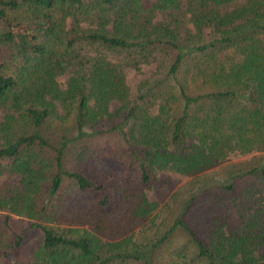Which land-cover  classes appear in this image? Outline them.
Returning a JSON list of instances; mask_svg holds the SVG:
<instances>
[{
    "label": "trees",
    "instance_id": "1",
    "mask_svg": "<svg viewBox=\"0 0 264 264\" xmlns=\"http://www.w3.org/2000/svg\"><path fill=\"white\" fill-rule=\"evenodd\" d=\"M142 65L156 72L131 98L124 71ZM0 110V264H264V219L218 216L237 179L264 189L263 159L230 165L224 181L191 188L179 207L171 200L158 225L159 204L139 190L157 172L191 177L230 155L264 153V0H0ZM110 133L137 188L132 177L105 187L65 167L71 143ZM65 179L101 195L96 212L67 214L90 229L58 234L39 222L56 221L61 208L45 212L44 199ZM201 192L214 200L207 219L197 213ZM11 215L38 220L29 251ZM146 221L148 231L128 235ZM177 236L184 244L161 251Z\"/></svg>",
    "mask_w": 264,
    "mask_h": 264
},
{
    "label": "rangeland",
    "instance_id": "2",
    "mask_svg": "<svg viewBox=\"0 0 264 264\" xmlns=\"http://www.w3.org/2000/svg\"><path fill=\"white\" fill-rule=\"evenodd\" d=\"M181 11L183 12L182 9ZM154 20L156 23L163 22L165 20V15L158 14ZM185 22L186 29L192 31V28L188 23V15L185 17ZM83 26H87V24H83ZM183 29L184 28H182V30ZM155 72L154 65H142L139 70L125 69L124 74L126 77V84L129 87L131 98L137 95L140 85L153 79ZM69 77V73H64L57 77V82L61 88L65 87ZM153 103L154 102L151 104ZM116 107L117 104L112 103L111 111H115ZM57 111L61 116L64 115L60 106H57ZM6 116V111L0 110V124L5 121ZM64 126L67 128L68 138L74 139L76 131L73 128V120L71 118L68 119ZM52 132V130H49L45 133L52 135ZM120 138L121 137L116 133L92 136L83 139L78 144L77 149V143H71L65 154L66 169L82 171L87 178L92 179L105 187L111 183L119 185L128 177H132V179H134L133 188H137L139 183L138 171L130 165V159L125 154V146ZM262 159L264 160V153H252L246 156L230 155L220 165L214 166L205 172L191 177L182 176L172 172H157L151 180V183L146 188L140 187L139 190H142L143 193L146 194L150 202H156L159 204L161 216L156 220V224L158 225L161 223L164 216H167L166 206L171 200L175 202L176 207H179L191 188L198 185L201 186L202 183L204 184L205 180L206 183H208L206 187L217 185L216 183L224 181L226 175L225 170L228 169L230 165L247 162L254 164L256 161H262ZM1 181L3 180L0 179V184L2 183ZM235 188L236 191L233 194L226 195L224 198V201L221 203V206L223 205L220 210L221 213L218 216L226 219L227 222L231 219L236 222H241V217L243 216L245 217L244 219L246 222L251 221L254 217L255 219L257 217H262L264 219V189L259 184L258 180L249 176L237 179L235 181ZM112 191H115L114 188ZM205 193L206 192L199 193V208L197 210V213L199 212L203 219L208 218L207 214L204 213L205 206L214 203V200H209ZM190 194L191 193H189V195ZM101 201L102 197L97 192H81L76 189L73 182L65 179L58 196L53 198L47 197L44 199L45 212H47L48 209L53 208L56 214L59 211V208H61V211L59 212L60 214L56 215V221L47 223L41 220L39 222L53 228L58 234L63 233L64 229L67 228L90 229L88 225L74 223L73 218L67 216V214L74 213V207H77V209L81 207L96 212V210H99ZM237 207L241 211L240 214H238ZM75 212H77V210ZM10 217L9 228L11 229V232L23 234L24 242L22 245L24 246V250L29 251L33 244L35 242L37 243L39 238L40 231L31 228L33 224L38 223V220H31L16 215H11ZM149 227H151V224L148 221L142 222L128 235L134 233L136 236H141L142 233L144 234L148 231ZM238 233H241L240 230H238ZM123 237L125 236H119V238ZM110 241H112V239L103 240V242ZM182 244H184L183 238L177 236L167 241L161 251L167 252L169 249L175 246H181Z\"/></svg>",
    "mask_w": 264,
    "mask_h": 264
}]
</instances>
